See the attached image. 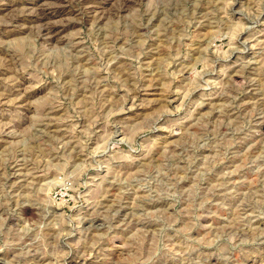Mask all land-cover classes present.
<instances>
[{"label": "rangeland", "instance_id": "obj_1", "mask_svg": "<svg viewBox=\"0 0 264 264\" xmlns=\"http://www.w3.org/2000/svg\"><path fill=\"white\" fill-rule=\"evenodd\" d=\"M0 264H264V0H0Z\"/></svg>", "mask_w": 264, "mask_h": 264}]
</instances>
